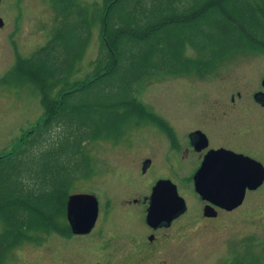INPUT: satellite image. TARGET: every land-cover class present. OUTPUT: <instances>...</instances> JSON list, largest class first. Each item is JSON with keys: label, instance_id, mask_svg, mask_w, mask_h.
I'll return each instance as SVG.
<instances>
[{"label": "trees", "instance_id": "16d2710c", "mask_svg": "<svg viewBox=\"0 0 264 264\" xmlns=\"http://www.w3.org/2000/svg\"><path fill=\"white\" fill-rule=\"evenodd\" d=\"M54 1L62 12L54 35L31 56H19L7 74L39 89L37 80L24 76L28 70L44 73L51 92L41 95L45 116L37 128L19 149L0 156V253L53 230L72 234L60 217L66 218L71 184L92 173L84 142L142 111L138 93L147 80L189 71L203 75L234 52L264 50V0ZM95 23L98 54L89 78L80 79L74 63Z\"/></svg>", "mask_w": 264, "mask_h": 264}, {"label": "rangeland", "instance_id": "374dc122", "mask_svg": "<svg viewBox=\"0 0 264 264\" xmlns=\"http://www.w3.org/2000/svg\"><path fill=\"white\" fill-rule=\"evenodd\" d=\"M80 1L91 5L103 0ZM12 10L7 13L10 22L7 20L8 26L0 34V156L19 149L37 128L45 116L41 95L51 92L44 85V73L33 75L28 70L24 76L37 80L42 87L39 89L30 81L21 84L7 74L14 69L19 56H31L47 43L62 19V12L54 0H23L22 13L20 8ZM99 27V23L91 25L86 45L79 59L75 60L76 72L73 75L80 79L89 78L92 73V62L99 49ZM11 29L10 38L8 31ZM261 55H264V50L257 46L224 57L216 69L203 75L189 71L154 76L145 82L138 95L141 100L149 102L155 111L165 112L169 109L176 116L180 111L187 120L196 111L197 117L204 119L208 107L217 97L218 80L227 77L226 85L232 87V76L243 77L246 70L262 59ZM231 87H227V92L231 91ZM68 88L66 91H69ZM54 95L51 93V96ZM198 118L194 119L196 123L200 121ZM84 143L92 156V173L77 178L71 184L70 191L97 195L100 212L94 229L89 234L71 235L53 230L44 233L38 240L17 241L13 247L0 253V264H264V220H254L248 208L244 207L221 215L220 219L199 217L202 213L199 214L198 194L190 178L179 169L168 172V176L178 184L180 193L187 199L188 211L165 228L164 233H159L160 239L155 249L138 250L130 236L136 233H141L142 238L147 236L145 213L141 205L121 207L125 212L115 208L113 212L106 213L104 209L105 199L110 192H114V186L126 182V177L132 181V173L108 168L105 162L108 160L102 151V137ZM134 155H123L119 161L122 164ZM159 172L151 169L145 185L151 184V178ZM112 196L116 195L112 193ZM66 218L60 217L63 224L65 220L68 222ZM2 227L0 216V230Z\"/></svg>", "mask_w": 264, "mask_h": 264}, {"label": "flooded vegetation", "instance_id": "af4514ba", "mask_svg": "<svg viewBox=\"0 0 264 264\" xmlns=\"http://www.w3.org/2000/svg\"><path fill=\"white\" fill-rule=\"evenodd\" d=\"M18 7L22 13L23 0H0V34L8 26V11L13 12L12 9ZM12 32L13 29L8 31L10 38ZM261 57L251 69L244 72L243 77L232 76V87L226 85L227 77L218 80L217 97L208 107L204 119L198 118L196 111L190 120L182 117L180 111L177 116L169 109L158 112L149 102L142 100V111L136 109L132 119L115 131L103 134L102 151L108 160L105 161L108 168L132 173V181L126 177V182L114 186V192H110L105 199L104 209L106 213L113 212L115 208L125 212L121 207L141 205L145 213L147 236L142 238L141 233L130 236L138 250L156 247L159 233H164L165 228L189 209V203L180 193L178 184L168 176V172L175 169L186 174L194 187V175L199 172L201 178L205 175L212 180L214 188H223L229 196L235 194L238 187H243L242 181H247L242 202L232 208L223 206L219 201H211L195 188L199 197V214L202 213L199 217L220 219L221 215L244 207L248 208L254 220H264V55ZM227 87H231L230 92H227ZM196 118L200 120L198 123L194 120ZM132 154L135 155L131 160L121 164V156ZM153 168L160 172L151 178V184L147 186L145 182ZM162 178L171 179L176 184L187 208L170 225L155 227L147 222L146 216L154 186ZM112 193L116 196H112ZM207 205H212L215 214L205 213ZM91 231H72V234H89Z\"/></svg>", "mask_w": 264, "mask_h": 264}, {"label": "water", "instance_id": "95a60500", "mask_svg": "<svg viewBox=\"0 0 264 264\" xmlns=\"http://www.w3.org/2000/svg\"><path fill=\"white\" fill-rule=\"evenodd\" d=\"M212 158V155L209 156ZM207 174H209L207 172ZM195 188L211 201H219L223 206L232 208L239 205L245 195L247 181H242L243 187H238L236 193L229 196L224 189L213 187L212 180L200 173L194 175ZM220 199V200H219ZM187 208L185 199L178 193L176 184L167 178L159 179L154 186L146 220L152 226L170 225L172 220ZM205 213L215 214L212 205L205 207ZM66 215L71 230L74 233L91 231L99 215V199L93 192L76 191L68 194Z\"/></svg>", "mask_w": 264, "mask_h": 264}]
</instances>
